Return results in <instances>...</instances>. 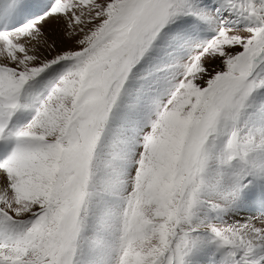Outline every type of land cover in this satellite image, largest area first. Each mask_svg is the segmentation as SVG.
Masks as SVG:
<instances>
[{
	"label": "snow or ice",
	"instance_id": "snow-or-ice-1",
	"mask_svg": "<svg viewBox=\"0 0 264 264\" xmlns=\"http://www.w3.org/2000/svg\"><path fill=\"white\" fill-rule=\"evenodd\" d=\"M0 264H264V0H0Z\"/></svg>",
	"mask_w": 264,
	"mask_h": 264
}]
</instances>
